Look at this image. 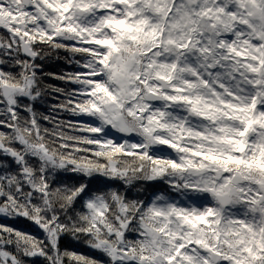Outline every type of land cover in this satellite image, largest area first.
I'll use <instances>...</instances> for the list:
<instances>
[{"label":"snow or ice","instance_id":"1","mask_svg":"<svg viewBox=\"0 0 264 264\" xmlns=\"http://www.w3.org/2000/svg\"><path fill=\"white\" fill-rule=\"evenodd\" d=\"M0 29V217L42 233L0 223V264H264V0H0Z\"/></svg>","mask_w":264,"mask_h":264},{"label":"trees","instance_id":"2","mask_svg":"<svg viewBox=\"0 0 264 264\" xmlns=\"http://www.w3.org/2000/svg\"><path fill=\"white\" fill-rule=\"evenodd\" d=\"M4 32L2 29H0V35H3ZM78 58V57H77ZM43 63V71L45 74L43 83L44 86L48 89H54L56 87L63 88L66 90H71L74 85L70 83H66L63 80L57 79V77L65 74V73H72L77 70V66L75 63H72L69 61L68 54L64 53L63 51L59 53H53L50 57H46L44 59ZM64 97L62 95H58L54 91L49 90L46 92L45 96L39 100L36 103V110L39 113H42L44 115H48L50 113V110L53 105L63 101ZM55 115V113H53ZM58 119H64V120H71L73 119L70 115L64 112L58 113ZM42 123H45V126H48L46 122L41 121ZM60 178L62 180V183L67 185H74L80 182H85L79 174L72 173V172H61ZM108 183L111 184L113 187L119 188V185L121 182H111L106 181L101 176H94L91 179V187L94 189L100 188L104 189V185ZM144 187H149L147 184L143 185ZM159 187H163L162 184L158 185ZM106 190V189H105ZM142 188L140 184H137L136 187L131 188V194L130 197L135 195L136 192L141 191ZM152 188L149 187V191H151ZM120 191H124L123 188H120ZM0 223L10 225L14 228H17L21 231H26L29 233H32L36 236H40L42 238L41 231L30 221L22 218H3L0 217ZM61 248L67 249L69 251H76L83 253L85 255L89 256H95L96 253L93 252L90 248L87 247V245L84 243V241L81 240H75L71 236H66L61 241ZM35 261V264H42V259L33 258ZM29 264H32V261H29Z\"/></svg>","mask_w":264,"mask_h":264}]
</instances>
